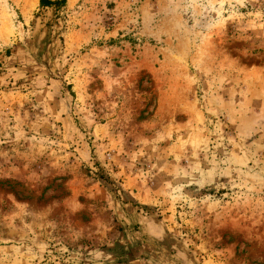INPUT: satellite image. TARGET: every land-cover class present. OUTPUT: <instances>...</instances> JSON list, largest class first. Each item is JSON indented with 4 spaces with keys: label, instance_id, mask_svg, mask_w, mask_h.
I'll list each match as a JSON object with an SVG mask.
<instances>
[{
    "label": "rangeland",
    "instance_id": "374dc122",
    "mask_svg": "<svg viewBox=\"0 0 264 264\" xmlns=\"http://www.w3.org/2000/svg\"><path fill=\"white\" fill-rule=\"evenodd\" d=\"M41 1L0 0V264H264V0Z\"/></svg>",
    "mask_w": 264,
    "mask_h": 264
},
{
    "label": "trees",
    "instance_id": "16d2710c",
    "mask_svg": "<svg viewBox=\"0 0 264 264\" xmlns=\"http://www.w3.org/2000/svg\"><path fill=\"white\" fill-rule=\"evenodd\" d=\"M56 3H58V2H56ZM55 3H52V2H48L47 0H42L41 1V6L42 7H48V6H52V5H54Z\"/></svg>",
    "mask_w": 264,
    "mask_h": 264
}]
</instances>
